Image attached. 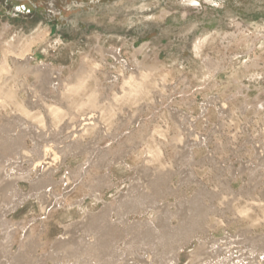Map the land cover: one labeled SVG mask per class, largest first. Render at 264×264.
Here are the masks:
<instances>
[{
    "label": "rangeland",
    "instance_id": "obj_1",
    "mask_svg": "<svg viewBox=\"0 0 264 264\" xmlns=\"http://www.w3.org/2000/svg\"><path fill=\"white\" fill-rule=\"evenodd\" d=\"M142 258L264 264V0H0V264Z\"/></svg>",
    "mask_w": 264,
    "mask_h": 264
},
{
    "label": "bare ground",
    "instance_id": "obj_2",
    "mask_svg": "<svg viewBox=\"0 0 264 264\" xmlns=\"http://www.w3.org/2000/svg\"><path fill=\"white\" fill-rule=\"evenodd\" d=\"M37 68V67H36ZM42 69H44V68H42ZM53 81V80H52ZM54 85V84H53ZM58 85V83L56 84V86ZM58 87V86H57ZM65 89V88H64ZM48 163V162H47ZM42 163L41 162H39V164H38V166L39 167H41L42 165H41ZM45 164V163H44ZM44 167V166H43ZM214 254H216V253H214ZM115 256V254H110V256ZM150 261H151V258L150 259H146V258H142L141 259V264H150Z\"/></svg>",
    "mask_w": 264,
    "mask_h": 264
}]
</instances>
